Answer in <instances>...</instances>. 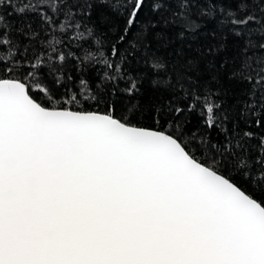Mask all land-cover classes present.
Listing matches in <instances>:
<instances>
[{
  "label": "snow or ice",
  "instance_id": "snow-or-ice-1",
  "mask_svg": "<svg viewBox=\"0 0 264 264\" xmlns=\"http://www.w3.org/2000/svg\"><path fill=\"white\" fill-rule=\"evenodd\" d=\"M0 264H264V0H0Z\"/></svg>",
  "mask_w": 264,
  "mask_h": 264
},
{
  "label": "trees",
  "instance_id": "trees-1",
  "mask_svg": "<svg viewBox=\"0 0 264 264\" xmlns=\"http://www.w3.org/2000/svg\"><path fill=\"white\" fill-rule=\"evenodd\" d=\"M99 15L102 19H98L97 23L100 26L101 30L107 33L109 37H111L114 34L115 30L122 29L124 26L125 21H124V18L121 16H118V15H115V14H112L106 11H101ZM150 18L154 19V15L151 11V4L149 3L142 10V13L140 14V19L142 21H147ZM170 35H174V32L170 33ZM175 47L176 46L161 48L160 55L164 57V59L167 60L168 62L173 61L174 59H176V57L174 56ZM193 48H195V45H193ZM185 53H186V57H190L195 54L194 51H190L187 48L185 49ZM164 75H165L164 71H161L159 73V76L161 78H163ZM151 95H152L151 90L148 89L144 97L145 103H148L149 96ZM196 126H197V119L193 118V123L192 125H190V127L195 129Z\"/></svg>",
  "mask_w": 264,
  "mask_h": 264
}]
</instances>
